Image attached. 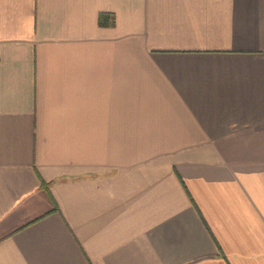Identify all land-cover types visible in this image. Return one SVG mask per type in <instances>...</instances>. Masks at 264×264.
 <instances>
[{
  "label": "crops",
  "instance_id": "crops-1",
  "mask_svg": "<svg viewBox=\"0 0 264 264\" xmlns=\"http://www.w3.org/2000/svg\"><path fill=\"white\" fill-rule=\"evenodd\" d=\"M0 264H264V0H0Z\"/></svg>",
  "mask_w": 264,
  "mask_h": 264
},
{
  "label": "trees",
  "instance_id": "trees-1",
  "mask_svg": "<svg viewBox=\"0 0 264 264\" xmlns=\"http://www.w3.org/2000/svg\"><path fill=\"white\" fill-rule=\"evenodd\" d=\"M98 23L100 25H106V24H114L115 23V16L112 13L108 12H100L98 15ZM42 185L45 187L47 186L45 183H42Z\"/></svg>",
  "mask_w": 264,
  "mask_h": 264
}]
</instances>
